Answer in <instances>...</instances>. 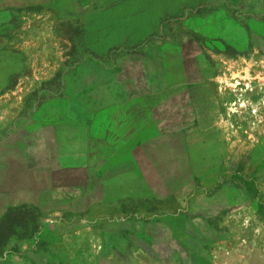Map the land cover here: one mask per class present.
Instances as JSON below:
<instances>
[{"label":"rangeland","instance_id":"374dc122","mask_svg":"<svg viewBox=\"0 0 264 264\" xmlns=\"http://www.w3.org/2000/svg\"><path fill=\"white\" fill-rule=\"evenodd\" d=\"M0 264H264V0H0Z\"/></svg>","mask_w":264,"mask_h":264},{"label":"trees","instance_id":"16d2710c","mask_svg":"<svg viewBox=\"0 0 264 264\" xmlns=\"http://www.w3.org/2000/svg\"><path fill=\"white\" fill-rule=\"evenodd\" d=\"M233 2H236L238 0H232ZM5 233H10L11 235H22L26 238H31L33 237V233H35V227H30L26 222L18 221L10 217L5 221ZM22 232V233H20ZM7 235V234H6Z\"/></svg>","mask_w":264,"mask_h":264}]
</instances>
